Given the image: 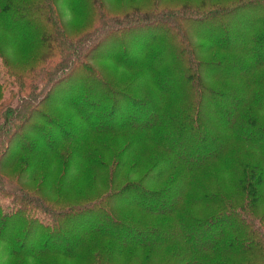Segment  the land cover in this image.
Masks as SVG:
<instances>
[{
  "label": "trees",
  "instance_id": "trees-1",
  "mask_svg": "<svg viewBox=\"0 0 264 264\" xmlns=\"http://www.w3.org/2000/svg\"><path fill=\"white\" fill-rule=\"evenodd\" d=\"M56 1L0 0V59L3 62L0 67V118L3 117L0 123V171L5 170L0 174L2 181L15 189L12 200L17 204L10 211L0 206V241L5 244L4 257L7 256L0 264H57V257L78 264H264V72L260 73L264 69V56L258 48L242 44L249 40L251 28L247 29L248 38L225 28L232 13L244 8L262 20L264 0H206L204 9L207 11L198 19L210 26L199 31L209 29L211 33L198 36L210 39L216 51L203 56L205 50H194L195 42L187 36H182L178 44L180 51L173 48L174 52H179L178 62L183 65L185 75L176 99L183 98L188 107L198 106L200 111L188 121L196 127V132L209 127L215 131L214 140L216 136L224 140L218 151L204 156L202 151L200 159H197L200 150L196 147V152L180 146L171 150V146L163 142L169 134L162 139L156 137L160 116L166 115V122L184 119L175 113L177 107L171 112L163 110V100H156L151 109L148 96L163 95V90L160 93L156 90L166 86L160 81L161 70L156 69L157 73H154L151 67H144L147 53L130 65H140L141 69L136 75L130 73L129 81L123 87L113 86L107 80L108 73L106 76L90 66L82 68L83 76L92 74L96 79H104L106 91L103 90L102 99L106 95L112 103L123 102L124 105L129 102L131 108H137V120H115L113 110L116 105L103 112L99 105V112L96 110L89 119L76 126L66 121L62 113L66 110L61 111L53 105L46 110L45 101L51 88L75 71L78 55H66L69 49L63 48L61 37L51 35L52 30L47 35L48 40L58 41L61 52L43 55L39 67L29 65L28 60H24V44H28L32 36L24 31V15L37 11L39 17L41 14L53 24L51 11ZM80 1L90 0H69L71 5L78 2L75 8L72 5L74 14ZM175 19H170L174 27ZM182 20L193 27L187 18L182 17ZM105 22L98 26L102 29L96 37L107 41L111 39V26L103 27ZM29 31L32 30L28 28ZM41 31L45 33L44 29ZM214 33L221 36L212 38ZM159 36L152 35L153 38L142 42L143 49L155 45ZM233 36L236 44L231 42ZM120 48L119 45L113 49L118 58L123 51ZM86 56H89L88 52ZM239 60H244V64L240 65ZM121 61V64L134 62L130 57L129 61ZM7 78L21 80L22 96L15 105L7 104L12 94L6 96L2 89ZM134 79L140 86L136 92L128 90ZM150 85L152 88H148ZM167 93L171 94L167 99L170 109L173 104L169 102L175 94L169 89ZM204 94L227 100L226 109L234 115V120L223 122L220 114H225L221 110L206 108L202 100ZM41 105L45 111L41 110ZM125 115L129 116L130 111ZM31 119L34 122L28 124L17 148L8 160L3 161V156L10 150L11 138L21 133ZM204 122L209 125L205 127ZM72 128L77 130L76 135L69 132ZM132 130L140 132L137 134L139 142L147 138L156 145H163L164 149L168 147L165 158L156 159L159 155L155 152L153 156H143L142 150L146 147H134ZM37 141L43 142V146L34 149L32 145ZM136 149H140V159H135ZM186 155L194 156L196 160H188ZM209 166L212 168L208 174H212V179H207V183L197 190L194 189L196 181L182 175ZM118 173L124 177L119 178ZM152 173L156 176L149 179L147 176ZM228 178H233L228 180L232 189L224 183ZM108 179L109 187H106ZM84 184L89 188L86 193L80 191ZM74 190L78 193H73ZM128 192L132 194L131 199L125 197ZM236 192L243 198L250 195V200L260 202V205L249 203L234 208L232 193ZM146 194L150 196L144 201ZM164 194L172 196L168 208L151 204ZM116 197L122 201L116 203ZM198 203L203 207H197ZM133 206L138 210L141 208L144 216H150L151 224L133 221L127 213L134 211ZM38 208H44L49 214L47 219H38L37 215L32 218ZM168 216L176 223L167 224ZM14 218L16 222L10 224ZM235 219L236 224L226 226ZM7 223L11 225L10 229ZM6 229L7 233H4ZM207 233L212 239H203ZM218 245H236L251 256L234 253L237 259L233 261L218 259L223 258L214 256L220 248Z\"/></svg>",
  "mask_w": 264,
  "mask_h": 264
},
{
  "label": "rangeland",
  "instance_id": "rangeland-1",
  "mask_svg": "<svg viewBox=\"0 0 264 264\" xmlns=\"http://www.w3.org/2000/svg\"><path fill=\"white\" fill-rule=\"evenodd\" d=\"M77 3L75 5L72 3L74 8L76 7ZM206 3V0H90L80 1V5L78 6L76 13L74 14V8L72 7L71 3H69V0H58L56 1L55 6L51 11V17L54 22L53 24L49 23L48 19L46 21L43 15L40 14L39 17L37 11L32 12V14L28 12L25 13L24 31H26V33L28 34H31L32 36L28 44H24V60H28L27 63L29 65H35L39 67L41 65L39 61L43 55L52 53L58 55L61 52L62 46H59L58 41L48 40L47 35L52 30H54V32L51 35L58 38L61 37L60 39L62 41V44H64L63 48L69 49L68 51H66V55L68 53H76V55H78V63L76 65L75 71L72 73H68L64 78L59 80L51 88L45 101L47 102L46 110H49L51 105L59 108L61 111L66 110L62 112L64 113L63 115L66 121L70 124H75L76 126L84 123L86 119H89L90 116H92L98 109L99 105L101 107V111L110 108L111 105H116L113 110V118L115 120L121 118H131L132 121L137 120V108H131L129 106V102H126L124 106L122 104L123 102L112 103L110 97L106 95L102 99V94H104L103 90L104 88H106V85H103L104 79H96L92 74L83 76L82 68H84V66H90L95 71L102 72L106 76L108 73L109 77L107 80H109L111 84H114L113 86L118 87L119 85L122 86L123 84L128 83V76L130 73H133L134 75L137 74V71L141 69L140 65H130L139 61V57L147 53L146 63H144V67H151L154 73H157L156 69H159V71L161 70L159 76L160 81L162 85L166 86V88L161 87L156 90V93H160V91L163 90L164 97L163 95L159 96L157 94L155 96H148L149 101H151L150 103H152L150 106L151 109L155 107V103H157L156 100H163V102L165 103L163 110H170L171 112L173 108L177 107L178 111L175 113H177L184 119L178 120L177 118L173 121L171 120L170 122H166V120H168L167 116H160L157 124V133L161 136L156 135V137H160L162 139V137L164 138L169 134L163 139V142L166 143L165 145L169 144L171 146L169 147L171 150L172 148H177L178 146H180L185 147L186 151H188L189 148H192L193 151L196 152V150L194 149V147H196L198 150H200L197 159L201 158L202 151L204 152L203 156L212 154L213 152H215V150L218 151L219 148H221L220 145H222L224 140H221L218 136H216V140L213 139V137L215 136V131L207 127L209 123L204 122V126L208 128L207 130H200V132L197 131V133L196 127L192 126V124L188 121V118H192L193 116L199 114V107H188V104L185 103L186 101H183V98L179 97L178 100L176 99V92H179L181 90L180 81L185 75L183 73V65L178 62L179 58L177 57L179 52H174L173 48L176 51H180L178 44L181 42L182 36H187L190 41L192 39L194 40V50H197L198 52H204L205 50L206 54L203 56H207L216 51L212 46V42L210 41V39H202L200 38V36H198L202 35V33H211L209 29L203 30L202 33L199 31V29L202 27L205 28L206 26H210L209 23H206L202 20L200 21V19H198L202 17L203 12L207 11V9H204ZM45 12L48 16V12ZM193 15H195L196 17H192ZM261 15L262 20H258L257 15L255 13H250L248 8L236 10L232 13V18H229L231 20H228L225 23V28L228 30V32L232 31L235 34H244V38H248L247 34L249 32H247V29L251 28L252 32L249 40H247L246 42L243 41L242 44L246 43L248 47L258 48V50H260L261 56H264V11ZM26 17L28 18V20L26 19ZM182 17L187 18L189 23L193 27H191L189 24L187 25L186 23H184ZM171 18H176L175 27L170 22ZM104 21L106 22L104 24L105 26L103 25V27H107V25H109V27L111 26L109 30L111 32V39L107 41L99 40L96 37L99 35V32L102 29L98 28V26ZM13 22L16 21L13 20ZM182 26L184 27V29H180ZM28 28L32 31L28 32ZM96 28L98 29V31ZM41 29H44L45 33L41 31ZM155 34H160L161 38L159 36L155 45L143 49L142 42L153 38L152 35L158 36ZM87 35L90 37L86 38ZM219 36H221V34L214 33L211 37L213 38ZM222 37L225 38L224 35H222ZM231 42L236 44L234 36L231 38ZM119 45L121 46L120 50L123 51L118 58L117 52L113 49L118 48ZM27 49L29 50L28 52ZM74 50H76V52H73ZM87 52L89 53V56L84 57L85 53ZM112 56H115L116 58L113 59ZM13 57L14 55L12 54V58ZM72 57L74 59L75 54H73ZM129 57L130 61L134 60L133 63L129 62L121 64V59H126L129 61ZM196 62L199 63V60L197 59ZM242 63L244 64V60H239V64L241 65ZM64 64L65 62L62 61V65ZM0 67H3V62L1 61V59ZM18 69H20V67H18ZM213 69L214 67L211 68V70ZM262 72H264V69L260 71V73ZM33 81H35V79H33ZM84 82H86V84ZM20 83L21 80L18 81L12 78H7L5 80L4 85H2V89L6 96L12 94L10 102H8L7 104L15 105L21 98L22 91ZM40 86H38L37 90ZM139 87L140 86L138 80L134 79L132 83H129L128 90L136 92ZM148 88H152V86L150 85ZM168 89L175 94L172 100H170L169 102V104H173L170 109L167 106V99L171 97L170 93L166 94V91ZM145 91L149 94H153L151 90L145 89ZM101 99L102 101H100ZM202 100L206 108H209L212 111L221 110L222 114H225L221 115L219 113L222 117L223 122H232L234 120V115L226 109V106L228 105L227 100H224L222 98L218 99L214 97H208L206 94L202 95ZM41 110L45 111V108H43L42 105ZM128 110L130 111V115L126 116L125 113ZM97 112H99V110H97ZM204 115L206 117V114ZM2 121L3 117L0 118V123ZM33 122L34 120L31 119V121H29L26 126L22 128L21 133L14 135L11 138L10 150L3 156V161H6L10 158L13 150L17 148L19 142L21 141L22 136L25 135V129L28 128V124ZM6 127H8V125ZM175 129L177 130L173 132V130ZM69 132H72L74 135H76L77 130L75 128H72L69 129ZM47 133L49 134L50 131H47ZM131 134L135 136V142L133 140L134 147H146L145 150H142L144 154L143 156H153V152H155L159 155L155 157L156 159H164L165 151L169 152L168 147L164 149L163 145H156L147 138L139 142L137 139V134H140L139 131L132 130ZM162 134H164V136H162ZM117 142H120V140H117ZM196 143L198 144L197 146ZM132 144L133 143H131V145ZM32 146L34 149L41 148V146H43V142L37 141L33 143ZM184 157L188 160H196L194 156L186 155ZM140 158V149H136L135 159ZM167 158L170 159V156L168 155ZM224 161L229 162L228 160ZM45 164L46 163L44 162L43 165ZM211 168L212 167L209 166L202 169H196L195 171L190 173H180L187 176L189 179H192V181H196L194 189L197 190L201 185L207 183V179H212V174H208ZM0 172L4 174L5 170H1ZM219 172L220 171H218V173ZM114 174H117V171H115ZM49 176L50 175L48 174V178ZM117 176L115 177V179L117 178ZM120 176H122V178L124 177L123 174H120L119 178ZM155 176L156 175L152 173L148 174L147 177H149V179H152ZM182 177L180 176V178ZM218 178L219 177L217 174V179ZM232 179L233 178H228L224 182L230 187V189H232V186H230L232 184H230L228 180ZM109 180L110 179H108L105 183V185H107L106 187H109ZM87 189L89 188H87L86 184H84V186L81 187L80 191L86 193V191H88ZM14 191L15 189L12 188V185L10 183L2 181L0 174V206H2V209L5 208L7 211L9 209H13L14 205H16L17 207V204H15L12 200L13 198H15L13 196ZM73 193H78V190H74ZM232 195L234 208H239L243 204L250 205L249 203L253 204V206L260 205V202L255 203L251 201L249 198L250 195L247 198H243V196H241V194L238 192L232 193ZM149 196V194H146L143 197L144 201H146ZM125 197L131 199L132 194H129V192L125 193ZM171 198V195L169 196V194H164L161 195L159 199L153 200L151 204L155 206L157 204H160L161 207L168 208L171 203ZM136 200L138 201L140 200V198ZM121 201V198H115L116 203H119ZM119 205L122 206V204ZM197 207L203 206L198 203ZM133 208L134 211L126 210L130 215V218L134 219L133 221H135L136 223L141 222L151 224L149 220L151 219L150 216H144L141 212V208L140 210H138L134 206ZM38 209V213L33 214L32 218L37 215L38 219H47L49 214L43 210L44 208ZM168 218L169 220L167 224L176 223L171 216H168ZM16 220L17 219L14 218L10 221V224H12L13 221L15 223ZM69 222H71V220H69ZM236 223L237 220L235 219L232 223L226 224V226L228 227L229 225L230 227L232 226V224ZM7 224L9 226L8 229H10L11 225H9V223ZM4 233H7V229L4 231ZM209 235L210 233H207L203 237V239H212ZM214 239L215 237L213 236V240ZM4 246V242L0 241V261H3L4 258L7 259V256L4 257ZM218 247L220 248L216 250V252H214V256L223 257L218 259L233 261L237 259V257H234V253L235 255H242V257L251 256L248 251L236 245H218ZM57 258V264H78L76 262L70 263V261L66 260V258ZM81 264L86 263L84 262Z\"/></svg>",
  "mask_w": 264,
  "mask_h": 264
}]
</instances>
